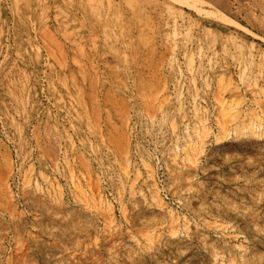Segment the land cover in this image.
I'll list each match as a JSON object with an SVG mask.
<instances>
[{
    "label": "rangeland",
    "instance_id": "rangeland-1",
    "mask_svg": "<svg viewBox=\"0 0 264 264\" xmlns=\"http://www.w3.org/2000/svg\"><path fill=\"white\" fill-rule=\"evenodd\" d=\"M0 264H264V0H0Z\"/></svg>",
    "mask_w": 264,
    "mask_h": 264
},
{
    "label": "bare ground",
    "instance_id": "bare-ground-1",
    "mask_svg": "<svg viewBox=\"0 0 264 264\" xmlns=\"http://www.w3.org/2000/svg\"><path fill=\"white\" fill-rule=\"evenodd\" d=\"M202 124V128H200V129H198V131H196L197 129L195 128L194 129V135H192V134H190V132L188 131V126H186L185 127V135H184V140H185V142H186V145L187 146H192V147H195L196 146V148H198V149H201L202 148V144H200L201 143V135H203V132L204 131H208L207 130V128H206V124L204 123V122H202L201 123ZM254 127L256 128L257 126L256 125H254ZM190 128V127H189ZM254 128V129H255ZM246 129V128H245ZM227 131V130H226ZM227 133V132H226ZM228 134V133H227ZM207 135V134H206ZM225 135V134H224ZM260 135V134H259ZM219 136H220V134H219ZM224 137V136H223ZM207 138V137H206ZM221 138H222V136H221ZM195 148V149H196ZM194 149V150H195ZM197 149V150H198ZM205 149V148H204ZM184 150H185V148L184 149H182V147H180V146H176L175 147V149H174V155H175V157L177 158V157H179L180 156V152H183L184 153ZM203 150V149H202ZM196 151V150H195ZM195 155V154H194ZM186 156V155H185ZM191 156V155H190ZM185 158V157H184ZM192 158V157H191ZM190 158V159H191ZM184 159H182V161H183ZM189 160V159H188ZM192 161V160H191ZM152 194H154V195H156L157 194V192L156 191H153L152 192ZM173 211H170V222L171 223H178V219H176L174 216H173ZM186 227V226H185ZM241 250V249H240ZM242 252H243V250H242Z\"/></svg>",
    "mask_w": 264,
    "mask_h": 264
}]
</instances>
